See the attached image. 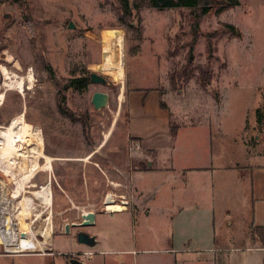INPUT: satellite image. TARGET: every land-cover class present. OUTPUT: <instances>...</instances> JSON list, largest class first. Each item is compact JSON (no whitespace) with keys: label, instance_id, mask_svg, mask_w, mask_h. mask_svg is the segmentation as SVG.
<instances>
[{"label":"rangeland","instance_id":"rangeland-1","mask_svg":"<svg viewBox=\"0 0 264 264\" xmlns=\"http://www.w3.org/2000/svg\"><path fill=\"white\" fill-rule=\"evenodd\" d=\"M138 3V9L130 4L132 14L123 22L119 0H0V93L5 94L0 129L23 115L29 131L40 133L41 142L28 136L22 149L36 146L46 156L38 158L40 168L30 176L36 153L29 150L32 155L21 157L25 171L20 176L25 179L16 197L20 206L17 213L8 207L6 218L16 215L40 241L47 233L61 235L53 249L67 251L58 256L0 257V264H69L73 251V256L95 258L99 264H169L162 249L168 245L175 193L182 205L199 199L201 205H212L215 242L222 247L217 264H225V256L240 264L241 248L252 235L244 200L250 190L249 167L264 162V0H239L222 14L202 16L190 66L186 55L191 11ZM224 22L236 25L240 37L223 32ZM215 30L220 32L211 38L214 51L208 59L204 35ZM200 67L212 74L205 87L197 78ZM90 72L102 74L107 83L90 81L81 90L66 87L71 78ZM22 77V92L3 87ZM94 91L109 94L101 109L91 103ZM139 91L150 94L142 100ZM155 102L168 105L170 130L177 131L160 155L130 137L128 128V105L146 103L153 115ZM212 160V165L236 169L240 183H232L224 169L212 174L181 169ZM156 165L158 169L148 170ZM11 178L0 172V181ZM45 183L51 189L49 202L33 194ZM138 196L137 204L133 198ZM107 198L128 211L107 210ZM91 208L113 214L103 212L109 215L104 225L86 228L98 238L89 249L76 242L72 230L59 232ZM1 235L8 238L3 228ZM16 241L11 236L7 248L15 249ZM27 242L26 249L41 247L31 236ZM88 249L90 256L83 254Z\"/></svg>","mask_w":264,"mask_h":264},{"label":"crops","instance_id":"crops-1","mask_svg":"<svg viewBox=\"0 0 264 264\" xmlns=\"http://www.w3.org/2000/svg\"><path fill=\"white\" fill-rule=\"evenodd\" d=\"M138 94L141 96L142 100L148 96L150 93H146L144 91H139ZM160 102H155L153 115H151V111L146 105V103H140L139 107H134L133 105L129 106L130 114H129V136L137 139L138 142L146 145V148L149 150V153H158V151L163 148L167 143H171V138L176 134L177 131L172 132L170 130V121H169V112L170 108L165 103L167 107H161ZM147 165H150L152 162V158L146 160ZM160 163V161H158ZM205 163V162H204ZM213 160L210 163L204 165L197 166H186L181 167L182 171H189L190 169L195 170H203L208 172L209 174L221 171L228 173L230 176L231 182L237 185L239 182L238 175L236 174L237 170L232 168L231 166L224 167L218 165H212ZM173 169L172 167H170ZM250 190L249 193L243 195L245 197V202L248 204V213H249V226L251 229L254 226H263L264 227V162L259 160L258 163L252 164L250 167ZM150 169H158L156 167H150ZM162 170L161 168H159ZM165 169H169L165 167ZM215 170V171H214ZM183 171V172H185ZM230 172V173H229ZM227 174V175H228ZM210 176L208 178L212 179ZM197 182L195 178H192V183L195 184ZM132 183V182H131ZM184 185L187 183L184 181ZM211 185V184H210ZM126 186V185H125ZM235 189V188H234ZM211 190V187H210ZM208 198L212 201V193L208 192ZM172 197V201L175 204L174 209L169 212V236L165 239L167 242V246L163 247V251L168 253L167 260L169 264H217L216 257L218 253L222 251V247L217 245L215 242V229H214V219L215 214L213 212V207L211 204L201 205L198 201L194 202L193 205H182L178 201V194L175 193ZM134 197L133 200L135 202L140 203L139 198ZM204 198V196H202ZM193 201H196V197L190 198ZM192 201V202H193ZM107 208V207H106ZM95 213V225L96 223L99 225H104L108 220V214H113L102 210V214L97 213L95 209H90ZM107 210H109L107 208ZM144 210V209H141ZM114 211V210H109ZM122 211H128V208H121L119 211L114 213H120ZM108 215V216H107ZM94 225V226H95ZM91 233H94L92 230ZM47 239V241H45ZM96 240L98 242L97 234ZM60 241L61 243V235L58 237L49 235L43 236L42 240V249L46 248L47 251H32V252H18L12 253L11 255L5 254L0 246V257H11V256H27V255H36V256H58V254H65L67 251L59 249L55 251L53 246ZM40 243V239L35 241V245ZM29 243V242H27ZM63 244L66 241L62 242ZM97 244V243H96ZM246 246L242 247L243 250L242 255L238 257L240 264H264V244L260 242V239L253 234L250 237V240L246 241ZM90 249V247H89ZM88 249V250H89ZM15 251L18 250V240L16 241ZM75 250V249H74ZM86 250V251H88ZM146 250V249H145ZM130 252L131 250H125ZM150 251V250H147ZM74 252V251H73ZM83 264H99L95 258H90L87 260H83L79 257ZM226 263L232 264L231 260H228V257L225 256Z\"/></svg>","mask_w":264,"mask_h":264},{"label":"trees","instance_id":"trees-1","mask_svg":"<svg viewBox=\"0 0 264 264\" xmlns=\"http://www.w3.org/2000/svg\"><path fill=\"white\" fill-rule=\"evenodd\" d=\"M139 0H119L120 3V18L123 22H126V18L129 17L132 12L130 8V4L135 9H138L141 5L138 3ZM144 4L149 5L153 8L161 10V8H176V7H183L189 9L191 11V22H190V30H191V40L190 45L187 51V65H192L194 58H193V49L196 43V40L200 34V26L199 21L202 16L208 15L209 13L214 14H222L228 8L237 6L239 4V0H142ZM26 3L24 1L22 4ZM223 32H229L230 35L239 38L241 35V31L236 25H233L229 22H224L222 24ZM220 30H215L213 32H208L204 35L205 42H206V52L208 59L213 55V43L211 38L214 35L218 34ZM184 71V70H183ZM189 75L186 76L185 79H188ZM192 77V76H190ZM212 74L208 70V68H201L198 71V81L201 86L205 87L209 84ZM174 77H172L171 82L174 83ZM90 82L89 74L81 75L80 77H73L69 80V84L66 87H72L77 90L85 89L87 84ZM161 107H167L165 103H159ZM64 115H67L66 112H63ZM172 134H175L173 130H171ZM253 234H255L259 239L260 242L264 244V227L263 226H254L252 227Z\"/></svg>","mask_w":264,"mask_h":264},{"label":"bare ground","instance_id":"bare-ground-1","mask_svg":"<svg viewBox=\"0 0 264 264\" xmlns=\"http://www.w3.org/2000/svg\"><path fill=\"white\" fill-rule=\"evenodd\" d=\"M117 71H118V73H121L122 72V66H118ZM28 79H29V82H31V80L33 78H31V75H29ZM3 87H6V89L16 87L22 92V89L24 87V78L22 77L21 79H18V80L13 79V80L7 81L6 83L3 84ZM4 97H5V94L0 93V104L3 102ZM30 126L31 125H29L24 120V116L20 114V115L14 117L10 121L8 126L2 127L4 129H0V163H3L6 161L7 167L11 170V172H14L13 168H15L17 171L20 172V174L18 175V178L16 177L17 178L16 187H19V189L13 190V192H12L13 197L14 196L17 197V195L20 194L19 191L23 190L22 184L24 182L23 180L25 179V177H23L24 175L20 176V175H22L21 174L22 172L20 171V169L22 170V168H23V166H21V163H22L21 157H23V159H24V156L27 157L28 154L32 155L30 151H33L36 153L35 163L33 164V168H32L31 173H29V176L33 175L35 173L34 171H36L37 168H40L37 164L38 158L40 156L45 158V160H46V156L43 155V151L41 150V148H38L35 146V147H29V149L26 147H23L24 150L22 149V144L23 143L27 144L29 142L28 136L29 137L34 136L36 138V140H38V142H41L40 133L37 131H34V130L30 132L29 131ZM30 133H32V134H30ZM27 140H28V142H27ZM3 149L7 153V154H5L6 158L2 157V155H1V153H3L2 152ZM27 163H29V162H27ZM47 167L49 168L50 164L47 163ZM29 172H30V170H29ZM48 185H49V183H45L43 185V189H41V191L34 192L33 194L36 196H40V197L43 196L49 202L50 196H51V189H50V187H48ZM19 202H21V201H19ZM24 203H25V200H24ZM114 203L115 202H109L106 204V207L109 210H114V211H119L121 208H123V206L118 205V204H114ZM22 205H21V207H22ZM19 206L20 205L17 202V205L13 204V207L11 206V208L15 209L16 210L15 212L17 213ZM4 234L6 236H9L7 234V231L5 228H4ZM43 234H44V232H43ZM45 235H48V233ZM45 241H47V239H45ZM40 244L42 245V242H40ZM26 246H27V238L22 239L21 241L18 240V250L19 251H23L24 249H26Z\"/></svg>","mask_w":264,"mask_h":264},{"label":"built area","instance_id":"built-area-1","mask_svg":"<svg viewBox=\"0 0 264 264\" xmlns=\"http://www.w3.org/2000/svg\"><path fill=\"white\" fill-rule=\"evenodd\" d=\"M13 159V158H12ZM15 168H13L14 170ZM16 170V169H15ZM23 171H25V168L23 167L22 168ZM20 169V171H22ZM0 172L2 174H4V176L7 178V176L10 174V176L13 175V178L14 179H7L5 181L3 180L0 181V246H1V249L2 251L5 253V254H9L11 255L12 253H18V252H24V253H27V252H32V251H43L42 247H36V248H32V247H27V249H24L23 251H15V250H12V249H9L7 248V240L12 236L15 237V239L21 241L22 239H25L27 238L28 236H31L32 237V240L33 241H38V237L37 235L35 234H31L30 231L27 229V227H22L19 222H18V219H17V216H13V217H9V218H6V211H7V208L12 206L13 204L17 205V202H16V196L13 197V190L16 188V184L17 182H15L14 180L17 179L16 177H18L17 175L20 174V172H18L17 170L15 172H11V170L7 167V162H3V163H0ZM17 181V180H16ZM13 184L14 185V188H11L9 191L5 188V186L7 187V185H10ZM41 189H43V187L41 186V188L38 190V191H41ZM37 191V190H35ZM9 219V221H8ZM8 225V230H11V232H8L7 234L9 235L8 238H3V236L1 235V229L5 228V225ZM20 232H24L25 233V237H21L20 235ZM43 235H41L42 237ZM42 242V241H40ZM42 246V245H41ZM264 248V247H263ZM83 254L84 255H88L90 256L92 254V251L88 250V251H83Z\"/></svg>","mask_w":264,"mask_h":264},{"label":"water","instance_id":"water-1","mask_svg":"<svg viewBox=\"0 0 264 264\" xmlns=\"http://www.w3.org/2000/svg\"><path fill=\"white\" fill-rule=\"evenodd\" d=\"M73 26H74L73 23L70 21L68 23V27L72 28ZM89 76H90V81L93 83L106 84L108 81L105 76H103L102 74H98L96 72H90ZM108 99H109V94L107 92L94 91L91 98V103L93 107H95L96 109H101L102 106H105L108 103ZM105 202L109 203L112 202V200L107 198L105 199ZM79 217H80L79 221L75 222V224L79 227H89V225H93L95 222V213L92 210L83 211ZM20 235L21 237L26 236L24 232H20ZM77 242L87 248L93 247L97 243L96 235L92 233H88L83 229H80L77 232ZM69 264H83V262L74 256L69 259Z\"/></svg>","mask_w":264,"mask_h":264},{"label":"flooded vegetation","instance_id":"flooded-vegetation-1","mask_svg":"<svg viewBox=\"0 0 264 264\" xmlns=\"http://www.w3.org/2000/svg\"><path fill=\"white\" fill-rule=\"evenodd\" d=\"M33 186H36V185H33ZM34 192H37V191H34ZM12 207H13V205H12ZM77 221H79V220H77ZM77 221H74L73 220V222H70V223H67V224H65L64 226H62L61 227V230H60V234H64V235H66V234H70V230H72V232L74 233V238H75V240H76V242H77V232L80 230V229H83V230H85L86 232H89V233H91L90 231H88V230H86V228H88V227H79V226H77L76 224H75V222H77ZM32 222V221H31ZM93 234V233H92ZM78 243V242H77ZM79 244V243H78ZM79 245H81V244H79ZM73 253V252H72ZM71 253V255H70V257H74L73 255L74 254H72Z\"/></svg>","mask_w":264,"mask_h":264}]
</instances>
